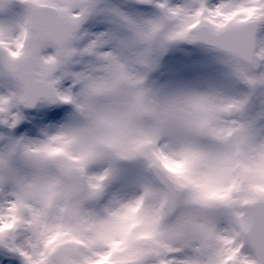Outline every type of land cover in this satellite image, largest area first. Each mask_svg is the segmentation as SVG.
Masks as SVG:
<instances>
[{
	"label": "clouds",
	"instance_id": "obj_1",
	"mask_svg": "<svg viewBox=\"0 0 264 264\" xmlns=\"http://www.w3.org/2000/svg\"><path fill=\"white\" fill-rule=\"evenodd\" d=\"M154 39L168 40L165 34ZM32 50L31 38L19 57L13 58L0 50V70L13 77L20 86L14 101L25 102L33 76L43 77L49 73V69L33 56ZM130 74L141 82L120 81L113 86L114 74L97 60L95 70L84 73L77 80L80 92L73 97L72 103L76 105L80 122L62 129L39 145L11 147L0 156V185L13 184L14 200L21 211L36 209L48 223L60 221L75 236L87 239L91 235L98 243L121 239L126 225L119 216L127 206L143 200L137 229L143 239L133 237V255L118 257L115 264H131L133 259L140 257L146 260L161 250L180 249L195 241L202 242L204 264H215L218 256L215 236L221 232L216 231L207 216L197 209L227 207L235 213L236 229L241 230L246 238L264 242V196L250 191L252 185L264 182V178L241 173L244 191L239 196L248 201L246 207H240L238 202L205 200L194 187H181L175 176L150 157L147 148L137 150L139 141L150 138L170 161H180L195 154L198 159L188 162V173L194 180L218 188L231 182L234 174L232 162L236 156L240 157L242 164L251 163L256 168H264V141H249L243 129H235L239 135L223 139L204 132L199 127L204 122L214 128L227 127L223 119L224 105L219 100L194 91L160 97L147 90L137 75ZM169 129L180 130L185 135L177 142L164 143L162 134ZM56 136L61 137V141H53ZM201 136L214 138L218 146L214 149L202 146L198 141ZM245 144L249 150L241 148ZM53 146L63 151L55 156L48 155L46 149ZM16 155H22L34 169L32 175L12 173L9 161ZM136 157L148 160L169 191L161 195L146 190L141 199L109 208L103 215L89 212L85 205L98 194L100 185L88 176L89 167L104 160ZM181 200L186 211L173 222H168L167 218ZM85 258L84 248L64 243L50 255V264H83Z\"/></svg>",
	"mask_w": 264,
	"mask_h": 264
},
{
	"label": "rangeland",
	"instance_id": "obj_2",
	"mask_svg": "<svg viewBox=\"0 0 264 264\" xmlns=\"http://www.w3.org/2000/svg\"><path fill=\"white\" fill-rule=\"evenodd\" d=\"M219 3V0H210ZM97 11L90 15L80 26L82 37L74 43L77 50H82L91 39L106 34L102 51L111 52L126 64L132 74L137 75L143 86L157 96L165 97L180 91H194L211 95L224 106L240 105L238 108L223 113L225 126L235 125L243 129L249 141H264V83L251 84L240 74L237 61L231 53L203 44L201 41L152 40L137 42L129 26L131 21L144 25L160 19L162 10L155 4H142L139 0H96ZM197 0H168L170 7H195ZM28 15L27 6L21 0H7L0 7V27L13 29L18 34ZM257 39L264 40V25L257 32ZM55 49L48 47L42 55H53ZM147 55V62L140 57ZM97 58L91 55L73 57L66 65L57 83L61 94L72 97L79 95L80 87L76 75L95 70ZM264 75V64L246 73L248 78L257 79ZM19 83L10 75L0 70V98H13L19 92ZM80 122L76 105L61 99H42L34 108L26 102L14 101L8 113L0 114V156L14 145H39L49 137L55 136L62 129L75 126ZM185 134L177 129H169L162 134L164 143L177 142ZM199 143L209 149L218 146L214 138L198 137ZM149 162L144 157L133 159H114L100 161L89 167L88 176L100 181L98 194L87 201L86 209L96 215H103L109 208L132 203L141 199L146 190L157 194H166L149 169ZM13 174L32 175L34 169L22 155H16L9 161ZM183 194L181 193V196ZM13 184L0 185V205L14 200ZM240 207H246L241 205ZM186 211L181 200L175 207L174 214L168 219L173 222ZM213 223L216 231L224 233L236 229L235 213L227 207L197 209ZM33 233L27 227H20L9 237L8 243L0 237V264H26L25 257L11 250L16 246L30 245ZM241 248L244 256L257 264V255L249 246L247 239H242ZM183 247L169 259H183L191 252ZM145 264H159L156 257L146 258Z\"/></svg>",
	"mask_w": 264,
	"mask_h": 264
},
{
	"label": "snow or ice",
	"instance_id": "obj_3",
	"mask_svg": "<svg viewBox=\"0 0 264 264\" xmlns=\"http://www.w3.org/2000/svg\"><path fill=\"white\" fill-rule=\"evenodd\" d=\"M7 0H0L3 7ZM28 8V15L18 34H13V29L0 27V50H4L13 58L19 57L25 49L26 43L31 38L33 43V56L49 69L43 77H35L29 82V92L25 102L32 103L39 97H48L49 100L61 99L72 102L69 94H61L57 90L60 76L57 72L70 64L73 57L91 55L101 61L106 68L114 74L112 85L120 81L139 84L128 68L121 63L118 56L111 52L102 51L106 42V34L90 40L85 48L77 50L73 45L82 37L79 35L81 24L97 11L96 0H21ZM142 4H155L162 10L160 19L144 25L128 22L135 34L137 42H148L165 34L168 40L189 39L200 40L231 53L237 61V68L242 76L251 84L264 83V75L259 80L248 78L249 69L264 64V40L257 39V30L264 25V0H219L212 3L210 0H197L192 8L170 7L168 0H139ZM53 47V55H42L44 49ZM142 62H147V57H140ZM84 73L76 75V80L83 77ZM39 80L40 82H36ZM14 102L13 98H0V114H7ZM240 105L228 104L222 111L238 108ZM200 130L218 138H231L239 135L235 125L226 128L211 127L208 122L200 126ZM61 141V137L52 138ZM147 148L154 161H159L173 176L177 178L181 187L192 186L197 189L205 200H220L224 202H238L246 205L247 200L241 199L239 194L244 191L241 173L244 175H259L264 178V168H256L251 163L242 164L240 157L232 162L234 174L231 182L222 187L210 188L207 183L194 180L187 171L190 160H196L195 154H190L180 161H170L158 148L154 140L145 138L138 142L137 150ZM242 149L249 150L247 144L241 145ZM48 155L55 156L63 150L60 147L46 149ZM104 177L97 179L102 181ZM98 186V184L96 185ZM250 191L264 196V182L252 185ZM143 200L126 207L120 221L126 225V231L121 239L104 240L100 243L93 236L81 239L67 231L62 222L48 223L41 212L36 209L25 208L21 211L15 200L0 205V237L7 244L9 237L20 227H27L33 237L30 245H9L11 250L25 257L26 264H50V255L58 246L64 243L76 244L86 250L83 264H115L116 258L132 256L135 249L133 237L143 239V234L138 233V213ZM242 239H250L260 251L258 264H264V242L246 238L242 231L220 233L215 236L216 251L218 256L215 264H254L241 251ZM201 241L190 242L192 255L183 259H169L177 252V248L161 250L156 254L159 264H204L205 258ZM131 264H145L143 257L133 259Z\"/></svg>",
	"mask_w": 264,
	"mask_h": 264
},
{
	"label": "water",
	"instance_id": "obj_4",
	"mask_svg": "<svg viewBox=\"0 0 264 264\" xmlns=\"http://www.w3.org/2000/svg\"><path fill=\"white\" fill-rule=\"evenodd\" d=\"M204 42V41H203ZM204 43H206V42H204ZM206 44H209V43H206ZM209 45H211V44H209ZM213 46V45H212ZM224 51V50H223ZM42 98H44V97H40L39 99H37V100H35V101H33L32 103H28V106L29 107H34L36 104H37V102H39ZM45 99H47V98H45ZM150 168H151V170L153 171V173L155 174V176H156V178L160 181V183L164 186V188L166 189V192H168L169 191V187H168V185L166 184V182L162 179V177L156 172V170L153 168V167H151V165H150ZM175 210V208L173 209V211ZM173 211H172V213H173ZM171 213V214H172ZM170 214V215H171ZM169 215V216H170ZM249 240V243H250V245H251V247L253 248V250L256 252V254L258 255V258L260 259V251H259V249L257 248V246L250 240V239H248Z\"/></svg>",
	"mask_w": 264,
	"mask_h": 264
},
{
	"label": "bare ground",
	"instance_id": "obj_5",
	"mask_svg": "<svg viewBox=\"0 0 264 264\" xmlns=\"http://www.w3.org/2000/svg\"><path fill=\"white\" fill-rule=\"evenodd\" d=\"M190 255H192V251H191V252H189V254H188L187 256H190Z\"/></svg>",
	"mask_w": 264,
	"mask_h": 264
}]
</instances>
